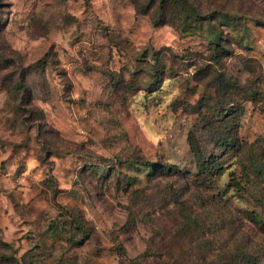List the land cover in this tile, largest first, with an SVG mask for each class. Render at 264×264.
<instances>
[{
	"label": "rangeland",
	"instance_id": "1",
	"mask_svg": "<svg viewBox=\"0 0 264 264\" xmlns=\"http://www.w3.org/2000/svg\"><path fill=\"white\" fill-rule=\"evenodd\" d=\"M0 264H264V0H0Z\"/></svg>",
	"mask_w": 264,
	"mask_h": 264
},
{
	"label": "trees",
	"instance_id": "2",
	"mask_svg": "<svg viewBox=\"0 0 264 264\" xmlns=\"http://www.w3.org/2000/svg\"><path fill=\"white\" fill-rule=\"evenodd\" d=\"M18 83H19V85H20L22 88L25 87V86H24V82H23L22 79L18 80ZM211 162H213V161H209L208 163H211ZM203 164H204V163H203ZM203 164H199V165L197 166V168H200V172H205V171H206L205 168L203 167ZM147 166H150V164H147Z\"/></svg>",
	"mask_w": 264,
	"mask_h": 264
}]
</instances>
